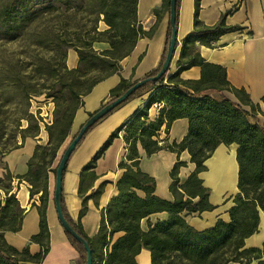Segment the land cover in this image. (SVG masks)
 Here are the masks:
<instances>
[{"label":"trees","instance_id":"1","mask_svg":"<svg viewBox=\"0 0 264 264\" xmlns=\"http://www.w3.org/2000/svg\"><path fill=\"white\" fill-rule=\"evenodd\" d=\"M179 1L176 0L175 27H177ZM37 2L39 3L40 0H3L0 6V27H7L8 30L15 28L19 16L31 11ZM41 2L44 3V11L50 13L55 9L56 2L70 7L72 0H41ZM85 2L88 13L95 15L93 21L99 20L101 15L107 28L99 31L93 24L89 33L85 36H77L75 43H68V48H73L78 54V65L75 68L68 69L66 65L63 67L64 73L70 76L71 81L84 77L94 70L103 72L100 77L94 78L89 83L82 96L101 79L114 73L118 74L121 68L120 60L130 53L140 37L152 35L157 21L163 13L169 11V0H162L160 8L154 9L156 23L149 30H144L137 18L138 0H85ZM198 10L199 0H194L193 28L180 40V50L176 60L177 70L168 76L166 73L157 80H147L131 93L124 102L151 91L144 105L110 133L80 171L78 190L82 193L83 181L92 182L96 178L94 172L96 161L123 130L127 153L118 164L122 169V174L116 183L118 194L101 210L99 228L94 237H88L80 223V218L86 211L85 200L79 210L77 221H74L65 209L61 188L59 201L63 216L72 229L88 242L92 264H134V256L142 247L150 251L151 264H225L228 261L247 264L252 259L260 257L262 260L259 264H264V245L262 248H245L243 244L244 238L257 230L258 211L264 209V127L250 119L257 113L264 115V111L261 110L259 103L250 100L243 89L229 84L223 67L206 62L196 50L197 43L214 47L222 34L234 31L238 27L226 24L225 18L228 12L221 14L213 25H206L199 20ZM170 38L171 25L168 19L160 61L157 67L143 78L152 77L159 71ZM95 42H105L108 48L96 50L93 47ZM177 45L178 41H176ZM194 65L200 67L198 79L180 77L182 70ZM134 83L121 77L117 85L109 91L110 100L120 96ZM70 90L73 91V85L70 86ZM223 91L232 93L234 99L225 95ZM71 93L75 97L80 95L77 92ZM213 94H217L221 99H216ZM262 102L264 104V95ZM80 104L81 101L67 114L65 130L63 128L59 132L58 141L54 139L53 124L47 126L49 135L47 143L35 146L27 162V172L17 176L19 180L24 179L30 184V198L40 193V203L36 205L39 214V232L30 238L31 241L41 244L39 253L30 254L27 247L17 250L4 241L3 231L19 230L22 210L15 194L9 193L12 176L6 172L3 178H0V183L7 182L6 186L0 187L7 194L4 203L0 204V264L39 263L48 252L46 207L49 196L47 183L49 169L46 159L54 157L56 145L66 136V128L71 124ZM154 104H161V107L157 117L150 121L148 109ZM245 106H248L249 110H246ZM93 113L89 112L88 116ZM177 118H187V134L180 141L163 140L160 143L155 138L160 127L165 124V132H168L171 123ZM83 124L84 122L80 124L78 130ZM28 127L29 124L25 129ZM137 143L147 155L161 149L176 153L186 150L189 153L190 162L195 164V169L190 172L182 185H178V171L185 162H175L169 172L172 179L169 186L173 195L172 201L154 194L156 186L154 177L139 168ZM220 143L237 145L238 192L233 198V205L228 210L230 216L228 222L218 219L211 228L198 231L185 221L181 213L184 210L192 213L214 208L208 202V189L202 185L198 173L206 169L204 161ZM55 170L56 168L52 169L54 177ZM101 190L102 187L99 186L90 196L96 198ZM137 190L143 195H139ZM161 211L168 213L166 220L154 224L148 220L147 229L141 228L143 218ZM116 232H122V235L112 241ZM65 233L70 244L78 252L80 264H86L83 244L69 232L65 231ZM109 245L110 251H105L104 258V248L107 250Z\"/></svg>","mask_w":264,"mask_h":264},{"label":"crops","instance_id":"2","mask_svg":"<svg viewBox=\"0 0 264 264\" xmlns=\"http://www.w3.org/2000/svg\"><path fill=\"white\" fill-rule=\"evenodd\" d=\"M162 0H138L137 18L144 30H149L156 23L154 9L160 8ZM228 12L225 18L227 25L237 26L238 29L222 34L214 47L196 44V50L200 56L209 63L224 68L226 80L230 85L243 89L254 103H259L264 111L262 97L264 95V0H199L198 18L206 25L216 23L221 14ZM194 0H180L177 19V41L175 54L166 74L177 70L176 60L180 50V40L193 28ZM168 25V13L162 14L150 36H142L134 45L128 55L120 60L119 73L111 74L97 83L90 91L82 96L81 104L76 109L72 120V131L76 132L81 123L89 117V112H95L103 104L110 100L109 91L117 85L120 78L137 82L155 69L163 52L166 30ZM96 50L108 48L105 42H97L93 46ZM65 65L68 69L78 65V54L73 48L66 51ZM183 79H198L200 67L197 65L188 67L180 72ZM150 92L131 98L120 106L114 108L84 135L75 147L66 162L62 174V198L65 209L70 217L77 221L78 213L85 200L86 211L80 218L83 231L88 237L97 234L101 210L106 207L110 199L118 194L117 181L122 174L119 162L125 158L127 145L123 139V130L118 137L104 151L96 161L94 172L96 178L92 181H83L82 193L79 192L80 171L100 148L110 133L120 124L125 122L133 113L140 109ZM225 95L234 99L229 91H223ZM213 97L220 100L217 94ZM160 105L154 104L148 109V120H154L158 115ZM249 110L248 106L244 107ZM252 122H259L264 127V115L257 113L250 117ZM188 132L187 118L175 119L165 132V124L158 130L155 137L161 143L163 140L171 142L180 141ZM27 137L17 147L7 150L0 149V178L6 172L12 176L9 184V193H14L22 210L21 225L19 230L3 231L4 241L22 250L27 247L30 254H37L41 250V244L31 241L32 235L39 232V214L36 205H39V194L29 196L30 184L24 179H18V175L27 172V162L37 144L44 145L47 138L44 136ZM139 168L154 177L156 186L154 194L173 200L170 191V170L177 161H184L178 171V185H182L187 176L195 169V164L190 162V155L186 150L179 153L161 149L147 155L139 143ZM237 145L235 143L225 145L220 143L204 161L205 170L198 173L202 185L208 189V202L214 206L211 210L189 213L184 210L181 215L185 221L195 230L201 231L211 228L218 219L225 222L230 220L229 208L233 205V198L238 192V163L236 159ZM48 176V202L46 207V221L49 231V249L41 262L33 264H80L76 249L70 244L65 230L62 227L53 197L54 183H49ZM99 186L102 187L100 194L94 198L90 194ZM181 190V189H180ZM139 195L143 193L136 191ZM6 192L0 188V204L4 203ZM196 200V198L194 199ZM168 217L165 211L155 212L141 220V228L147 229V221L152 224L164 221ZM122 235V232L114 233L112 241ZM245 248H262L264 245V209L258 211L257 230L243 240ZM110 251V245L107 250ZM262 257L252 259L247 264H259ZM134 264H151L150 251L142 247L134 256ZM225 264H242L237 261H228Z\"/></svg>","mask_w":264,"mask_h":264},{"label":"rangeland","instance_id":"3","mask_svg":"<svg viewBox=\"0 0 264 264\" xmlns=\"http://www.w3.org/2000/svg\"><path fill=\"white\" fill-rule=\"evenodd\" d=\"M54 8L45 12L40 0L31 11L19 16L15 28L0 27L1 150L14 148L33 134L48 141L47 126L52 124L54 139L58 141L59 132L65 130L67 114L80 103L89 83L103 74L94 70L71 81L63 69L68 43L89 33L93 24L99 31L106 29L102 16L94 22L95 15L88 13L85 0H72L70 7L56 2ZM71 92L80 95L75 97ZM66 130V136L56 145L54 157L46 159L51 186L55 182L52 169L57 167L76 133L72 131V122ZM6 185L5 181L0 183V187Z\"/></svg>","mask_w":264,"mask_h":264},{"label":"water","instance_id":"4","mask_svg":"<svg viewBox=\"0 0 264 264\" xmlns=\"http://www.w3.org/2000/svg\"><path fill=\"white\" fill-rule=\"evenodd\" d=\"M175 7H176V0H169L168 19L171 25V38H170V41L167 47V52H166L164 62L161 68L159 69V71L152 77L143 78L135 82L127 90H125L120 96L106 102L98 110H96L91 116H89L85 120L84 124L80 127L76 135L71 139L69 144L66 146L57 164V167L55 170V183H54V192H53L57 216L64 230L69 232L77 241L83 244V247L86 251V264H92V255H91L90 246L88 242L85 239H83L79 234H77L72 229L70 224L66 221V219L63 216L62 209L60 206V201H59L60 194H61V188H62L61 186L62 174L66 166V162L68 158L70 157L71 153L74 151L77 144L79 143V141L81 140L82 136H84V134L87 132L90 126L94 125L98 120H100L102 117H104L109 112H111L114 108H116L122 102H124L136 88H138L140 85L145 83L147 80H157L162 75L168 72L170 65L172 63L174 54H175L176 41H177V35H176L177 32H176V27H175Z\"/></svg>","mask_w":264,"mask_h":264},{"label":"built area","instance_id":"5","mask_svg":"<svg viewBox=\"0 0 264 264\" xmlns=\"http://www.w3.org/2000/svg\"><path fill=\"white\" fill-rule=\"evenodd\" d=\"M43 120H45V122H46V119L43 118ZM46 123H48V122H46Z\"/></svg>","mask_w":264,"mask_h":264}]
</instances>
